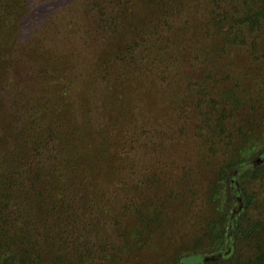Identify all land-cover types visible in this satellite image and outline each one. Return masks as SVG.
Segmentation results:
<instances>
[{"label":"rangeland","instance_id":"obj_1","mask_svg":"<svg viewBox=\"0 0 264 264\" xmlns=\"http://www.w3.org/2000/svg\"><path fill=\"white\" fill-rule=\"evenodd\" d=\"M256 3L0 0V175L20 137L34 147L41 120L62 117L69 136L91 143L83 161L92 170L69 178V167L61 180L83 217L71 264H192L182 256L191 250L203 252L200 263L222 258L207 251L208 222L213 234L223 229L212 188L223 166L257 146L256 178L240 177L246 164L240 175L228 170L222 235L236 234L246 196L263 218L264 0ZM58 146L51 140L38 160L53 161Z\"/></svg>","mask_w":264,"mask_h":264},{"label":"trees","instance_id":"obj_2","mask_svg":"<svg viewBox=\"0 0 264 264\" xmlns=\"http://www.w3.org/2000/svg\"><path fill=\"white\" fill-rule=\"evenodd\" d=\"M246 1L249 4L252 0ZM261 1L257 0L256 5ZM216 2L222 5L231 0H216ZM261 15L259 11L251 17L252 24H259L262 21ZM225 17L228 18V12ZM58 119L60 120L47 123L41 120L35 130L39 139L32 143L34 147L25 149L28 138L24 135L16 143L17 148L14 153L4 159L5 163H9L4 170L9 172L0 175V264H71L75 259L76 242L82 239L77 226L83 221V217L80 214L74 217L73 204L68 205L67 189L61 180L69 167L73 169V173L67 174L69 178H73L75 174L85 177L92 170L83 161L86 157L85 153L89 152L87 146L91 143L87 139L88 134L84 135V132L74 135L71 133L69 136L63 118L58 116ZM53 139L58 140L59 155L53 161L45 160L43 163L37 156ZM40 140L45 143H40ZM72 141L78 146L72 148ZM96 145L103 152L104 145L102 143ZM64 147H69L70 150L67 158L63 153ZM257 148L252 151H241L242 154L231 164L223 166L217 184L214 189L212 188V205L217 222L220 223L218 226H222L223 229L224 223L230 220L228 213L233 201L228 189L230 184L228 170L237 167L239 170L237 175H240L239 166L246 164L245 168L250 172L241 174L240 177L256 178L259 174L256 168L260 167L253 166L255 163L252 156ZM245 152L250 153L243 154ZM257 157L264 159V153ZM73 185L74 183L69 188L73 189ZM87 194L88 192L83 190L81 198H85V201H82L81 209L85 207L84 202L85 205L88 202ZM249 200L250 196L248 198L246 196V209L243 208V213L238 218L237 232L232 240H228L230 243L224 238L226 232L222 235L223 229L213 234V230L219 229L213 227L214 220H210L207 224L210 236L214 235L207 251L224 252L222 258L200 263V255L203 252L198 253V250H191L182 256L192 264H264V216L261 219L253 217V212L248 211ZM248 216L252 217L247 219ZM228 226L229 224L227 226L225 224V227ZM178 262L175 258L174 264Z\"/></svg>","mask_w":264,"mask_h":264}]
</instances>
